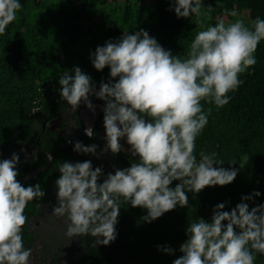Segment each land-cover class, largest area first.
I'll list each match as a JSON object with an SVG mask.
<instances>
[{"label": "clouds", "instance_id": "9594fccd", "mask_svg": "<svg viewBox=\"0 0 264 264\" xmlns=\"http://www.w3.org/2000/svg\"><path fill=\"white\" fill-rule=\"evenodd\" d=\"M202 4L203 0H171L170 10L177 18L199 17ZM21 7L20 0H0V34ZM225 12L237 15L234 9ZM262 40L264 19L256 17L251 26L240 19L227 24L221 19L199 31L182 58L140 29L123 32L90 53L97 71L109 69V79L101 81L99 89L79 66L63 72L59 95L68 110L76 111L83 103L94 112L93 96L104 102L102 153L124 151V139L135 158L130 167L109 172L102 182L103 169H93L91 160L59 164L52 214L67 218L65 235L70 241L90 235L96 246L109 245L117 237L122 204L146 210L143 220L152 222L177 205L187 207V193L234 181L237 169L220 166L224 162L216 152L200 151L199 158L194 152L210 114L201 101L217 107L228 104V93L242 83L239 74L256 64L254 53ZM84 131L95 135L92 127ZM73 148L97 154L95 144L77 141ZM18 161L16 153L0 159V264H30L32 249L24 247L22 238L24 210L45 195L39 183L25 186L18 181ZM173 181L179 183L170 187ZM260 195L254 191L242 196L230 211L218 203L210 221L189 222L179 249L182 255L172 264H254L257 253L264 255V203L249 209L248 201ZM157 248L173 253L168 246Z\"/></svg>", "mask_w": 264, "mask_h": 264}, {"label": "trees", "instance_id": "16d2710c", "mask_svg": "<svg viewBox=\"0 0 264 264\" xmlns=\"http://www.w3.org/2000/svg\"><path fill=\"white\" fill-rule=\"evenodd\" d=\"M58 1L59 4L56 0H20L22 7L16 19L0 34V159H8L6 154L11 150L23 151L24 144L37 148L36 139L42 132L43 122L62 115L67 106L60 98L58 80L65 70L79 66L92 78L97 89L101 81H108V67L97 71L90 61V53L106 41L119 39L123 32L144 29L166 50L183 58L195 35L221 19L226 24L240 19L247 26H251L256 17L264 19V0H203L201 15L188 18L176 17L170 10L171 0ZM226 9H234L237 15L226 14ZM254 55L256 64L239 74L242 83L228 93V104L217 107L201 101L203 109H210V114L196 139L194 152L197 158L200 151L216 152L217 159L224 162L220 166L237 169L238 174L231 184L206 186L199 193H187V207L177 205L152 222L143 220L146 210L122 204L116 225L117 237L106 246H96L90 235L70 241L65 235L67 226L57 235L56 231L44 232L34 223L24 225V247L32 249L33 262L172 264L182 255L180 245L187 239L186 228L192 220L210 221L215 205L223 202L225 210L230 211L241 202L242 196L254 191L261 195L248 201L249 209L264 203V40L258 44ZM90 99L104 105L94 96ZM63 143V137L44 130L39 145L50 152L52 165L21 184L39 183L46 193L57 176L56 164L72 159L67 149L59 151ZM40 152L36 163L17 170V179L45 165L46 155ZM24 153L30 154L27 150ZM245 155L248 159H244ZM134 159L125 151L112 155L102 153L97 147L96 155L78 153L72 162L91 160L93 169L102 167V182L109 172L114 174L116 169L130 167ZM233 160L237 163L231 164ZM177 183L179 181H173L170 187ZM42 200L34 199L26 205V221L40 213ZM158 245L170 247L173 253L158 250ZM254 264H264V255L257 253Z\"/></svg>", "mask_w": 264, "mask_h": 264}, {"label": "flooded vegetation", "instance_id": "af4514ba", "mask_svg": "<svg viewBox=\"0 0 264 264\" xmlns=\"http://www.w3.org/2000/svg\"><path fill=\"white\" fill-rule=\"evenodd\" d=\"M92 103L95 106L99 105L97 103H94V101H92ZM87 110L89 109L83 103L77 108L76 111H70L67 108H65L61 116L54 117L49 120H45V122H43L41 126L42 132L48 129L51 133H57L58 136L64 138V143L63 145L59 147V151L62 153L64 152L65 149H67L66 152H68V154L70 153L72 157V159L69 158L65 161L72 162L73 157L75 158L78 156V153L75 152L73 148L74 143L77 141H80V142L90 141V142H93V144L97 145V147H100L101 150L104 148L105 129L103 125V114L99 113L95 122L92 124V126H90L89 124H85V120L83 118V113H85ZM75 113H77L76 115L77 118L74 115ZM78 122H79V125H77ZM87 127L93 128L95 132V135L93 137H89L85 134L84 130ZM42 132H40L37 135V139H36V145H38L37 148H32V147L29 148L28 144H24L23 151L21 149H18V151L11 150L10 152H8V154H6L7 155L6 158H10L13 153H16L19 156L17 170L20 171L27 165L36 163L39 159L38 154L41 153L40 151H42L46 155L47 160H46L45 165L48 162H49L48 167L52 165L53 158L51 160L49 159V157L51 156L50 152L42 145H39V140L42 137ZM45 138L47 137L44 136V139ZM38 149H41V150L38 151ZM25 150L30 152V154L29 153L25 154L24 153ZM61 162H64V161H61ZM56 165L57 166H55V168H58L59 165L58 164ZM39 167H37V169ZM54 171H55L54 173L57 174V176L55 177V179H53V186L50 187L49 190H47V192L45 193L43 197V200L39 206L41 209L40 213L38 215L31 217L29 221H26L25 225L28 226L29 224L34 223V226H36L37 228L38 227L43 228L44 232L53 233L56 231V234L58 235L61 233L60 232L61 228L67 226L68 222L66 220L67 219L66 217L57 216V215L52 214V208L56 206V203H57L55 181L60 175L59 171H56V170ZM50 218H51V223L49 224L48 221ZM28 231L31 232L33 230L28 229ZM67 258L69 259V256ZM30 264H35V262H33L32 256L30 257Z\"/></svg>", "mask_w": 264, "mask_h": 264}, {"label": "water", "instance_id": "95a60500", "mask_svg": "<svg viewBox=\"0 0 264 264\" xmlns=\"http://www.w3.org/2000/svg\"><path fill=\"white\" fill-rule=\"evenodd\" d=\"M103 109V105L99 104L97 106H95V111H91V110H87L85 113H83V118L85 120V124H89L90 126H92V124L95 122V120L97 119L99 113L102 111ZM49 165V162L45 165V166H41L38 169H36L35 171L27 174L25 177L18 179V181L20 183H23L24 181H27L29 178H31L32 176L36 175L38 172L45 170Z\"/></svg>", "mask_w": 264, "mask_h": 264}, {"label": "rangeland", "instance_id": "374dc122", "mask_svg": "<svg viewBox=\"0 0 264 264\" xmlns=\"http://www.w3.org/2000/svg\"><path fill=\"white\" fill-rule=\"evenodd\" d=\"M59 3H60V1L56 0V4H59ZM121 145H122L124 151L129 153V151H128L129 146L126 143V140L122 139Z\"/></svg>", "mask_w": 264, "mask_h": 264}]
</instances>
